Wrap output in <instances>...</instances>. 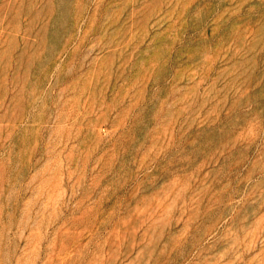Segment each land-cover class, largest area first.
<instances>
[{
	"label": "rangeland",
	"instance_id": "rangeland-1",
	"mask_svg": "<svg viewBox=\"0 0 264 264\" xmlns=\"http://www.w3.org/2000/svg\"><path fill=\"white\" fill-rule=\"evenodd\" d=\"M0 264H264V0H0Z\"/></svg>",
	"mask_w": 264,
	"mask_h": 264
}]
</instances>
